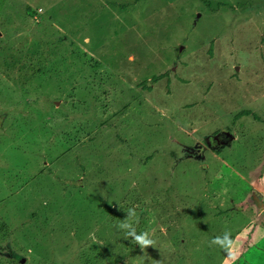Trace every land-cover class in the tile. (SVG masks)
<instances>
[{
	"label": "rangeland",
	"instance_id": "rangeland-1",
	"mask_svg": "<svg viewBox=\"0 0 264 264\" xmlns=\"http://www.w3.org/2000/svg\"><path fill=\"white\" fill-rule=\"evenodd\" d=\"M0 216L21 264H264V0H0Z\"/></svg>",
	"mask_w": 264,
	"mask_h": 264
},
{
	"label": "clouds",
	"instance_id": "clouds-1",
	"mask_svg": "<svg viewBox=\"0 0 264 264\" xmlns=\"http://www.w3.org/2000/svg\"><path fill=\"white\" fill-rule=\"evenodd\" d=\"M123 211L126 213V218L122 219L115 227L123 233L124 238L130 240L132 243L134 242L135 245H138L142 250L154 247L156 241L148 231L137 232V228L133 223V218L137 215L136 208L129 207ZM213 245L224 251L225 258L223 264H229L230 258L233 260L235 259L232 254L236 247V241L230 231H225L222 235L214 237L210 241V246Z\"/></svg>",
	"mask_w": 264,
	"mask_h": 264
},
{
	"label": "trees",
	"instance_id": "trees-1",
	"mask_svg": "<svg viewBox=\"0 0 264 264\" xmlns=\"http://www.w3.org/2000/svg\"><path fill=\"white\" fill-rule=\"evenodd\" d=\"M12 235V228L11 226L1 218L0 216V241H6L9 239ZM21 264L19 262L18 258H15L14 256H8L6 259L0 258V264Z\"/></svg>",
	"mask_w": 264,
	"mask_h": 264
},
{
	"label": "water",
	"instance_id": "water-1",
	"mask_svg": "<svg viewBox=\"0 0 264 264\" xmlns=\"http://www.w3.org/2000/svg\"><path fill=\"white\" fill-rule=\"evenodd\" d=\"M180 49H182V48H180ZM234 139V137L233 136H231V134H228V133H226L225 134V141H224V143H226L227 141H231V140H233Z\"/></svg>",
	"mask_w": 264,
	"mask_h": 264
},
{
	"label": "flooded vegetation",
	"instance_id": "flooded-vegetation-1",
	"mask_svg": "<svg viewBox=\"0 0 264 264\" xmlns=\"http://www.w3.org/2000/svg\"><path fill=\"white\" fill-rule=\"evenodd\" d=\"M226 133H224V135H225Z\"/></svg>",
	"mask_w": 264,
	"mask_h": 264
}]
</instances>
